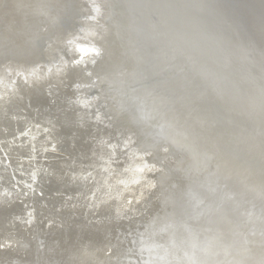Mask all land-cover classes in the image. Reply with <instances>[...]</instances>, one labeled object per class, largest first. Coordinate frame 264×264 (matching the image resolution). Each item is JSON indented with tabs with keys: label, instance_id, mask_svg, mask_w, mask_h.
Instances as JSON below:
<instances>
[{
	"label": "bare ground",
	"instance_id": "bare-ground-1",
	"mask_svg": "<svg viewBox=\"0 0 264 264\" xmlns=\"http://www.w3.org/2000/svg\"><path fill=\"white\" fill-rule=\"evenodd\" d=\"M194 8L0 0V264H264L262 30Z\"/></svg>",
	"mask_w": 264,
	"mask_h": 264
},
{
	"label": "water",
	"instance_id": "water-1",
	"mask_svg": "<svg viewBox=\"0 0 264 264\" xmlns=\"http://www.w3.org/2000/svg\"><path fill=\"white\" fill-rule=\"evenodd\" d=\"M184 3L198 9L193 13L196 24L208 35L222 39L224 46L239 48L242 44L260 48L264 45L255 44L252 35V30L258 26L264 41V3L261 0H184ZM204 24L211 25L217 33L206 30Z\"/></svg>",
	"mask_w": 264,
	"mask_h": 264
}]
</instances>
